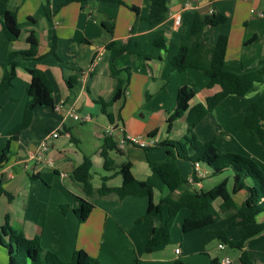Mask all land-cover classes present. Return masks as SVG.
Here are the masks:
<instances>
[{
  "label": "crops",
  "instance_id": "crops-1",
  "mask_svg": "<svg viewBox=\"0 0 264 264\" xmlns=\"http://www.w3.org/2000/svg\"><path fill=\"white\" fill-rule=\"evenodd\" d=\"M46 1L49 17L44 11ZM64 2L66 0H8V10L15 14L20 29V36L13 43H8L3 36V18L0 15V81L4 58L10 52L25 51L28 48L26 38L33 31L38 42V55L42 59L38 63L28 61L27 66H36L46 74L53 98V108H36L29 127L22 131L18 140L12 141L8 134L22 120L31 81L29 74L18 67L12 87L8 91H0V152L6 145L9 147L8 161L0 167V227L7 223L16 234L26 240L39 241L44 250L64 262H69L75 251L82 250L102 255L108 264H173L177 260L183 264H222L225 258L230 260V264H240L241 252L234 250L237 252L235 258L229 257L225 251L232 249H218L221 242L211 234L221 230L230 240L236 241L239 228H229L235 219L234 211L220 213L221 200H216L213 205L219 220L206 229L182 234V222L190 217V212L178 204L184 191H208L225 181L234 205L241 206L246 192L232 193L230 169L212 175L206 165L198 163L196 167L186 162L189 168L182 170L179 164L184 179L182 185L172 193L167 189L153 192V202L161 203L162 219L151 217L140 223L137 220L146 213L147 199L128 197L119 201L115 195L90 199L94 208L85 222H79L74 209L80 207L81 200H86V197L70 176L86 156L92 163L91 185L94 189L100 187L102 177H106L107 188L120 187L119 166L125 162L131 164L136 180H146L151 167L166 160L165 148L156 145L179 141L185 135V116L173 123L169 133L166 131L167 119L176 109L178 89L182 86L194 88L195 95L189 102V108L205 104L208 97L220 91L218 86L209 88L208 80L194 69L183 73L171 71L180 32L189 33L193 11L206 3L209 5L206 12L215 11L227 18L223 25L207 27L202 43L205 48H210L218 36L226 35L224 69L248 73L257 68L264 56V0H170L166 20L154 28H150L146 21L149 0H85L83 4L70 2L63 5ZM132 6L139 9L138 15L128 8ZM174 15L181 18L179 26L174 24ZM102 22L112 24L111 36L102 27ZM76 33L88 44L72 42ZM160 34L165 40L164 48L154 44ZM54 38L57 40L56 56L48 54ZM251 39L254 40L246 44ZM110 41L118 45L127 43V51L114 63L118 69H130V80L123 97L107 109L116 118L114 126L110 125L96 103L98 99L108 100L114 89L106 51V44ZM231 97L234 96L224 99L212 116L205 117L196 126L195 133L203 134V142L214 140L216 147L221 140L224 143L234 141L235 145L223 147L225 151L222 153H230L231 148L237 146L257 164L264 176V152L260 150L263 148L250 130L244 126L255 140L242 130L241 124L237 126V112L229 113L222 121L223 126L218 119L217 112L228 101H234ZM71 112L80 118L89 117V120H74ZM212 126L217 135L213 133V137L206 140L203 129L208 133ZM112 127L114 137L117 131L120 133L118 142L120 137L130 136L140 137L145 142L154 140L156 145L149 149L128 145L120 148L118 145L120 152L109 154L114 168L106 170L100 146ZM54 131L58 132V137L50 139L48 150L42 153L40 146L44 137ZM236 131L244 136L243 140L237 137ZM93 168L98 176L97 186L92 184ZM193 176L199 181L194 182ZM173 210L176 216L169 243L146 253L145 245L153 227L167 219ZM256 222H264L263 209L256 215ZM173 228L175 233L172 237ZM0 235L3 241H7L1 231ZM211 238L216 239L217 250H203ZM117 243L120 246H116ZM176 249L179 254L175 253ZM244 249L251 264H264V237L248 240ZM0 264H8V252L2 245Z\"/></svg>",
  "mask_w": 264,
  "mask_h": 264
},
{
  "label": "trees",
  "instance_id": "trees-1",
  "mask_svg": "<svg viewBox=\"0 0 264 264\" xmlns=\"http://www.w3.org/2000/svg\"><path fill=\"white\" fill-rule=\"evenodd\" d=\"M106 1V0H105ZM70 2L83 4L85 0H66L63 5ZM170 0H149V15L146 19L150 28L157 27L166 20L168 4ZM118 4L124 5L121 1ZM136 15L139 9L128 7ZM44 11L49 17L47 1ZM0 15L3 18L2 33L8 43L15 42L20 36V29L16 22V16L8 10V0H0ZM227 18L215 11L203 14L193 11V19L188 34L180 32L179 46L176 55L171 60V71L183 73L187 69H194L208 80L207 86L212 88L218 86L220 91L208 97L205 104H198L189 108V102L194 97L195 91L191 86H182L178 89L176 96V109L167 119L166 131L169 133L173 123L185 116L186 132L181 141H165L156 146L165 148L166 160L161 164L151 167L149 177L144 181H138L131 172V164L125 162L119 166V173L122 184L118 188H107L106 177L101 178L100 187L94 189L91 185L92 163L88 157H84L82 163L71 173V180L77 184L86 200H81L80 207L74 209V214L79 222H85L90 215L94 205L92 198H102L115 195L121 201L128 197L145 198L148 201L146 213L143 218L137 220L140 223L143 219L160 217L162 219L161 203L153 202L154 190L162 191L167 189L169 193L176 191L184 182L180 161L191 165L200 163L211 169L212 175H218L226 169L232 172L233 187L235 194L244 190L246 198L239 207L235 206L231 194L226 188V182L208 191H184L181 193L178 204L180 208L188 210L190 217L183 220L182 234L206 229L219 220V215L214 208V202L221 200L219 212L234 211L235 219L229 224V228H239V238L236 241L230 240L226 234L219 230L212 232L216 239L224 243L227 248L240 251V264H251L245 251V244L248 240L257 236L264 237V222L257 223L256 215L261 209L264 210V176L257 164L249 159L232 153H222L215 146L214 140L200 141L195 135L196 126L207 116H212L215 108L228 96L244 98L254 92L257 85H264V56L258 62L254 71L248 73H233L224 69V59L227 46V36L220 35L210 48H205L202 43V35L207 27H217L225 24ZM102 27L108 35H112L113 26L109 22H102ZM158 40V41H157ZM249 40L246 44L251 43ZM72 42L88 44L79 33L71 39ZM28 48L25 51L10 52L2 63L3 76L0 81V91H8L13 84L15 71L18 67L26 71L30 76V86L27 90L28 97L23 109L22 120L8 134L12 141L18 140L22 131L29 127L32 122L34 111L38 107H52V86L46 74L36 66H27L28 61L38 63L42 56L38 55V42L34 32L31 31L26 38ZM165 40L158 35L154 44L164 48ZM128 45L117 44L110 41L106 44L108 52V64L110 76L114 79V89L108 100L98 99L96 103L101 107V113L106 116L110 125H115L116 118L107 109L116 101L120 100L130 80V69H118L115 66V59L127 51ZM57 40L54 38L48 54L56 56ZM243 125L250 130L260 147L264 149V89L258 97L243 110ZM116 127V126H115ZM119 142L113 135H105L100 146V156L104 162V169L114 168L110 158V152L119 153ZM9 147L6 145L0 152V167L8 161ZM193 181L198 178L193 176ZM1 193V190H0ZM91 199V200H90ZM62 210L65 207H61ZM176 216V211L159 225L153 227L151 236L145 245V252L150 253L154 248L165 246L170 241V230ZM0 231L7 241H3L0 235V245L7 249L8 264H98V261L88 256L84 251L78 250L72 254L69 262L60 260L52 252L44 250L39 241L26 240L16 234L7 223L0 227ZM210 233V232H208ZM173 264H183L180 260Z\"/></svg>",
  "mask_w": 264,
  "mask_h": 264
},
{
  "label": "rangeland",
  "instance_id": "rangeland-1",
  "mask_svg": "<svg viewBox=\"0 0 264 264\" xmlns=\"http://www.w3.org/2000/svg\"><path fill=\"white\" fill-rule=\"evenodd\" d=\"M264 89V85H257L256 86V89L254 90V92H252L248 97H245L246 99H238V98H235V97H231V99H233L234 101H228V103H226L225 105H224V107L222 108V110L221 111H218L217 112V115H218V119L220 120V122H221V125L223 126L224 124H223V122L222 121H225V118H227L228 117V114L229 113H235V112H237V116L239 115V118H238V122L239 123H237V126H239V124H241V128H242V130L244 131V132H246V134H248V136H250L253 140H255L254 139V137L251 135V133H249L250 131H248L245 127H244V125H243V122H242V117L240 118V111H241V109L243 110V109H245L247 106H249L257 97H258V95H259V93L262 91ZM233 123H234V120L232 121ZM73 123H75V125L76 126H79V125H77L78 123L77 122H74L73 121ZM234 125V124H233ZM216 128H218V126L216 127ZM205 129H207V128H205ZM217 130L218 129H216V132H217ZM219 131V130H218ZM237 132V131H236ZM203 133H204V135H206V140L208 139V138H212L213 137V126H212V129H210V131H208V133H207V130H204L203 129ZM215 135H217V133H214ZM240 134V132L238 131L237 132V137H241L240 139H242L243 140V137L244 136H240L239 135ZM195 135L197 136V138L201 141V140H203V134H200L199 132L196 134L195 133ZM182 140V138H179V141H181ZM225 143L227 144V145H225ZM224 143V141H220L219 142V144L217 145V147H218V149L220 150V152H222V151H225L224 149H223V147H229V145H235V142L234 141H229V142H225ZM216 146V145H215ZM260 150H262L263 152H264V149H260ZM224 153V152H223ZM230 153H232V154H236V155H238V156H240V157H243V158H248V156L245 154V153H243L241 150H239V148H237V146L236 147H233V148H231V152ZM179 164H180V166H181V168H182V170L183 169H185L186 167H188L189 168V164L188 163H186V162H184V161H180L179 162ZM96 172V170L93 168L92 169V173H93V175H94V181L92 182V184H93V186H97V184H99L98 183V176L97 175H95L94 173ZM98 174L99 173H101L100 171L99 172H97ZM183 174H184V172H183ZM100 175V174H99ZM214 180H216V178L215 179H213V183H214ZM175 229L173 228V230L171 231V236L173 237L174 236V233H175V231H174ZM211 240L212 241H210L209 243H207V246H208V248H207V246L206 247H204L203 246V250H206V249H208V250H206V251H211V250H217V241H216V239H214V238H211ZM116 246H120L118 243L116 244ZM89 251V250H88ZM85 252V251H84ZM88 256H90L91 258H93V259H95V260H97L98 261V264H108L105 260H104V258H103V256L102 255H100V254H96V252H85ZM225 254H227V255H229V257H233V258H235V256H236V254H237V252L236 251H234V250H226L225 251Z\"/></svg>",
  "mask_w": 264,
  "mask_h": 264
},
{
  "label": "built area",
  "instance_id": "built-area-1",
  "mask_svg": "<svg viewBox=\"0 0 264 264\" xmlns=\"http://www.w3.org/2000/svg\"><path fill=\"white\" fill-rule=\"evenodd\" d=\"M259 17H263L262 14H258ZM180 16L178 15H174L173 16V20H174V24L176 26H179V23H180ZM70 116L74 119V120H77L79 122H84V121H87L89 120V117H86V118H80L77 114H75L74 112H71L70 113ZM114 132V129L113 127L110 128V130L108 131V134L109 135H112ZM58 137V132L57 131H54V132H50L49 134H47L43 141H42V144L40 146V151L42 153L46 152L48 150V141L50 139H55ZM137 146L139 148H142V149H149V148H152L156 145V142L154 140H150L148 142H145L143 141L140 137H130V136H125L123 138H119V147L120 148H123L125 146ZM195 166L197 167L198 166V163L195 164ZM10 175H8L9 177ZM227 246L224 244V243H219L218 244V249L220 250H223L225 249ZM175 253L176 254H179L180 251L178 249L175 250ZM222 264H230V260L228 258H225L222 262Z\"/></svg>",
  "mask_w": 264,
  "mask_h": 264
},
{
  "label": "water",
  "instance_id": "water-1",
  "mask_svg": "<svg viewBox=\"0 0 264 264\" xmlns=\"http://www.w3.org/2000/svg\"><path fill=\"white\" fill-rule=\"evenodd\" d=\"M209 9V5L208 4H203L202 7L200 9L197 10L198 13L202 14L205 13L207 10ZM120 136L119 131L116 132V137L115 140L118 141V137Z\"/></svg>",
  "mask_w": 264,
  "mask_h": 264
}]
</instances>
